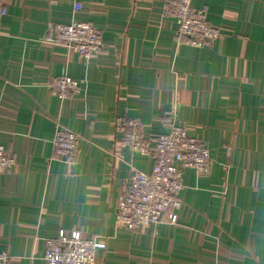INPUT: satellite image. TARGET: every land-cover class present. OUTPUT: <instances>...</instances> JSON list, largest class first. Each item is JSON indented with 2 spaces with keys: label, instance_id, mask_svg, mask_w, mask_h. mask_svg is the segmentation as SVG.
Here are the masks:
<instances>
[{
  "label": "crops",
  "instance_id": "1",
  "mask_svg": "<svg viewBox=\"0 0 264 264\" xmlns=\"http://www.w3.org/2000/svg\"><path fill=\"white\" fill-rule=\"evenodd\" d=\"M80 2V10L74 4ZM0 249L8 264H46L45 238L80 230L104 240L96 264H264V0H194L223 28L201 47L181 40L167 0H0ZM88 21L105 49L93 60L51 24ZM69 75L82 89L53 93ZM148 138L183 124L212 151L189 170L178 221L117 225L119 198L150 159L132 155L117 119ZM58 124L81 133L74 162L55 155Z\"/></svg>",
  "mask_w": 264,
  "mask_h": 264
},
{
  "label": "built area",
  "instance_id": "2",
  "mask_svg": "<svg viewBox=\"0 0 264 264\" xmlns=\"http://www.w3.org/2000/svg\"><path fill=\"white\" fill-rule=\"evenodd\" d=\"M83 4H74L80 10ZM163 13L178 25L181 40L201 47L218 42L223 28L213 23L205 7H196L194 0H167ZM7 8L0 3V20ZM54 40H64L71 50L93 60L105 49L101 30L88 21L54 23L50 26ZM53 93L67 98L82 89V82L62 75L53 83ZM117 130L132 155L150 159L149 169H138L131 183L124 188L117 208L116 223L129 230L149 228L178 221V210L183 203L182 192L188 188L189 170L210 173L212 151L205 141L190 133L183 124H172L165 132L146 137L143 122L138 119H117ZM84 137L81 133L58 124L53 138L55 155L66 162H74ZM15 156L0 142V169L15 166ZM43 259L46 264H96V253L107 248L104 240L88 237L80 230L61 229L45 238ZM10 256L0 249V264H8Z\"/></svg>",
  "mask_w": 264,
  "mask_h": 264
}]
</instances>
